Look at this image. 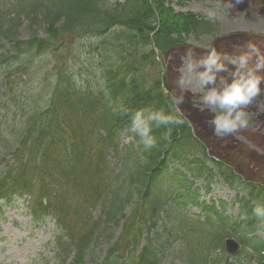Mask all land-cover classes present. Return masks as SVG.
I'll use <instances>...</instances> for the list:
<instances>
[{"label":"trees","instance_id":"1","mask_svg":"<svg viewBox=\"0 0 264 264\" xmlns=\"http://www.w3.org/2000/svg\"><path fill=\"white\" fill-rule=\"evenodd\" d=\"M229 3L232 12L250 9L264 13V0ZM26 21L30 35L23 40L20 28ZM39 22L45 26L44 36L37 29ZM86 34L101 37L111 50H105L103 59V88L78 87L62 61L66 47ZM203 34H215L205 49L188 43L189 36ZM216 34L213 21L194 12L176 11L168 0H125L112 8L106 6V0H0V40L15 50L6 55L18 58L31 52L56 60V72L46 86L47 101L42 107L33 105L26 116L19 146L0 150L13 157L0 171V213L4 202L29 197L35 220L51 216L56 221L60 233L55 239L56 255L62 264H87V249L99 229L119 225L121 231L100 264H160L153 238L165 234L159 249L169 239H180L178 256L188 264H231V258L239 264H264V239L259 235L264 233V154L233 135L214 136L208 124L211 114L194 106L190 91L180 105L182 115L175 112L176 65L170 61L163 66L162 62L189 49L202 50L201 56L209 47L232 54L264 40V36L244 32ZM159 110L177 115L183 123L156 126L153 122L156 144L147 149L130 131L131 120L138 111L147 116ZM124 131L139 141L138 149L129 145L128 154H140L143 159L132 162L126 178L118 183L111 177L108 155L112 150L119 152ZM244 133L264 148V132ZM193 143L204 154L217 155L213 161L230 185L237 177L249 187L248 196L236 198L243 218L233 219L205 203L201 204L205 219L188 216L185 205L196 202L189 194L194 181L180 168L171 172L170 164L191 168L198 159L190 160L195 154L187 147ZM170 172L183 173L181 188L188 190L186 194L173 190L174 196L168 197L158 192V181ZM170 202L176 204L175 210L166 209ZM95 210H99L98 216ZM160 221L170 227L155 231ZM231 233L238 234L243 243V250L234 257L225 253L223 245ZM144 234L148 241L142 246ZM244 253L246 261L240 257Z\"/></svg>","mask_w":264,"mask_h":264},{"label":"rangeland","instance_id":"2","mask_svg":"<svg viewBox=\"0 0 264 264\" xmlns=\"http://www.w3.org/2000/svg\"><path fill=\"white\" fill-rule=\"evenodd\" d=\"M124 1L106 0V6L112 8L117 2ZM168 1L176 11L194 12L213 21L217 26L216 35L244 32L264 36L263 12L260 13L250 9L232 12L229 0ZM37 29L40 35H46L45 26L41 22L37 24ZM29 35V23L26 21L20 28V38L25 40L29 38ZM214 38L215 34H203L200 37L191 35L188 38V43L196 48L205 49L212 43ZM100 40L101 37L91 34L82 35L75 40L71 47H66L62 53V61L65 62L69 75L78 87L99 89L105 86L102 72L103 59L105 57V50H111ZM254 46L259 49L261 56H264V40L259 41ZM8 50H11L12 53L15 52L11 44L0 40V55H2L0 58L1 151L4 149L14 150L19 146L18 142L21 140L22 130L26 127L24 122L26 116L31 114L33 105L42 107L43 102L47 101L46 86L50 83L56 72V66L54 65L56 60L52 55L34 56L31 52H28L19 55L18 58H13L6 55ZM200 51H195L196 56H201ZM182 55V52H177L168 56L166 61H162L163 66L173 61L177 69ZM3 57H6L7 60ZM116 62L118 64L119 60L117 59ZM261 87V95L248 108L250 114L248 126L232 135L248 148L255 149L259 153L264 154V148L247 138V135L244 133V131L264 132V84ZM119 143V152L112 150L109 151L108 155L109 165L112 168L110 172L111 177L114 182L117 181L118 183L126 178L132 162L143 159V156L140 154H128L130 153L129 145L131 143L134 144V149H138L139 141L136 140L133 133L122 132ZM196 146L193 143L189 148L187 147V149L193 151L195 158H198L200 161L198 162V159L195 160L194 164H191L192 169L187 166L184 169L182 167L185 166H179L176 162H171L170 164L171 172L173 169L180 168L184 173H187V177L190 180L194 179V186L191 187L190 191L193 194L192 197L196 198V202H189L185 205L184 210L188 213L189 217H200L203 220L206 214L203 212L201 203L206 202L208 206L214 205L218 210H224L225 214L233 219L239 216L243 218L241 203L236 198L238 196H248L249 187L242 184L237 177L235 178L236 183L230 185L221 174L220 170L222 168L213 161V159L216 160L218 158L217 155L211 152H209V155H206L199 146ZM7 162H13L12 155L0 153V171ZM202 162L205 167H203L200 173L199 168L203 166ZM210 171H212V176H209ZM171 172L165 174L158 181V192H162L163 195L165 193L168 197L173 195V190H179L180 194H186L188 190L181 188L183 173L179 172L176 175V173ZM196 173L199 174L198 177H195ZM183 197L180 198L182 199ZM222 202H225L224 207L222 206ZM175 207L176 204L170 202L166 206V209L171 211L175 210ZM94 214L98 216L99 210H95ZM34 220L28 198L23 197L12 202L6 201L3 203L0 213V264H62L56 255L57 246L55 239L60 233L55 220L51 217H46L40 221ZM174 224L176 223L174 222ZM169 227L170 224L160 221L155 231L161 232L162 230H167ZM120 231L121 225L107 226L99 229L96 240L87 249L85 257L87 264H100L105 259L109 247L118 237ZM231 235L239 239L238 234L231 233ZM259 235L264 239L263 232H260ZM165 238L166 234L160 238H153L154 245L160 253V264H186L178 256V247L180 245V239L178 238L169 239V242H166L161 248V250H165V253L161 252L159 247ZM147 241V234H144L142 246ZM246 256L247 253H244L240 257L246 261ZM230 262L231 264H239L238 260L234 258H231ZM69 264L71 263L69 262Z\"/></svg>","mask_w":264,"mask_h":264},{"label":"clouds","instance_id":"3","mask_svg":"<svg viewBox=\"0 0 264 264\" xmlns=\"http://www.w3.org/2000/svg\"><path fill=\"white\" fill-rule=\"evenodd\" d=\"M253 60L255 63L251 64ZM173 84L176 88L172 99L175 112H181L180 105L190 91L194 106L211 114L208 124L213 135L222 139L248 126V108L262 93L264 56L251 43L232 54L209 47L198 57L194 49H189L180 58ZM153 122L162 126L183 123V120L162 110L152 111L147 116L143 111L134 113L130 131L141 138L147 149L156 144L151 129Z\"/></svg>","mask_w":264,"mask_h":264},{"label":"water","instance_id":"4","mask_svg":"<svg viewBox=\"0 0 264 264\" xmlns=\"http://www.w3.org/2000/svg\"><path fill=\"white\" fill-rule=\"evenodd\" d=\"M225 251L229 255H236L242 248V243L235 237H227L224 240Z\"/></svg>","mask_w":264,"mask_h":264}]
</instances>
